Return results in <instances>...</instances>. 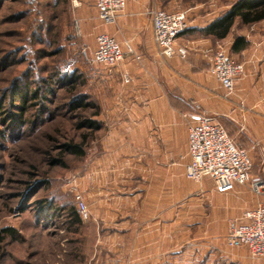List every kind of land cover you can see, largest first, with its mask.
Wrapping results in <instances>:
<instances>
[{
	"label": "crops",
	"instance_id": "0c3cea01",
	"mask_svg": "<svg viewBox=\"0 0 264 264\" xmlns=\"http://www.w3.org/2000/svg\"><path fill=\"white\" fill-rule=\"evenodd\" d=\"M82 6H75L80 18ZM154 9H162L155 0H127L115 24L98 26V34L120 43L125 58L110 72L109 97L101 102L106 128L78 173L94 218L92 246L102 258L95 264L162 263V223L174 226L178 240L200 242L192 246L206 264H264L248 258L244 248L231 256L225 244L229 220L264 204V195L248 185L221 194L209 179L197 184L186 177L189 128L206 114L250 150L252 178L264 182V21L235 27L223 41L202 33L220 15L202 24L190 21L176 41V55L165 58L153 38L148 12ZM236 36H245L249 45L233 54L244 64V75L226 96L209 72L207 53L221 42L230 51Z\"/></svg>",
	"mask_w": 264,
	"mask_h": 264
},
{
	"label": "rangeland",
	"instance_id": "374dc122",
	"mask_svg": "<svg viewBox=\"0 0 264 264\" xmlns=\"http://www.w3.org/2000/svg\"><path fill=\"white\" fill-rule=\"evenodd\" d=\"M155 1L164 10L187 11L189 22L202 24L236 0ZM91 3L83 4L80 18L74 0H0V234L4 228L15 231V236L2 234L0 264H95L102 259L92 246L94 218L88 204L90 219L82 220L78 237L63 216L39 203L77 206L72 185L80 193L78 173L86 156L78 158L65 146L85 143L88 156L106 128L101 102L109 97L110 72L90 63L98 26L104 25L91 15ZM228 46L221 42L214 49L228 51ZM20 94L26 95L25 103ZM92 121L102 124L95 133L85 125ZM174 230L162 223L160 264H206L192 246L200 242L178 240L181 235ZM182 245L187 248L181 258L174 254Z\"/></svg>",
	"mask_w": 264,
	"mask_h": 264
},
{
	"label": "built area",
	"instance_id": "2783aa9c",
	"mask_svg": "<svg viewBox=\"0 0 264 264\" xmlns=\"http://www.w3.org/2000/svg\"><path fill=\"white\" fill-rule=\"evenodd\" d=\"M88 2L94 3L98 19L104 25L115 24L127 4V0H74V6ZM148 15L159 55L173 58L177 39L189 29L187 11L154 9ZM207 54L211 58L210 74L225 89L226 96H230L235 80L244 75V64L230 57L221 47ZM124 58L123 49L115 38L106 33L97 35L91 64L103 66L111 72L122 64ZM188 153L190 162L186 166V177L189 180L201 184L209 179L221 194L248 185L254 194L264 195V182L252 178L254 163L250 150L239 147L227 130L206 114L189 128ZM72 190L76 193V208L81 220H89L90 212L84 197L73 185ZM225 244L229 249L246 248L252 259L264 260V204L245 211L241 218L229 220Z\"/></svg>",
	"mask_w": 264,
	"mask_h": 264
},
{
	"label": "trees",
	"instance_id": "16d2710c",
	"mask_svg": "<svg viewBox=\"0 0 264 264\" xmlns=\"http://www.w3.org/2000/svg\"><path fill=\"white\" fill-rule=\"evenodd\" d=\"M262 21H264V0H236L230 5L224 14L215 18L210 24L202 29V33L204 36L210 37L216 41H223L230 36L233 29L238 25L251 26ZM248 45L249 42L245 36H236L231 45L230 51H228V55L234 58L233 54L240 53L241 51L245 50ZM25 97V94H20V98L23 103L26 102L27 98ZM79 105L85 108L88 107L89 104L79 103ZM23 109H25V107H23ZM72 109H76V107H72ZM97 115H99V112ZM85 125L94 133L102 128V124L99 122L92 121L86 123ZM84 144L85 143L69 144L65 147L72 155L78 158H84L86 156ZM39 203L42 207L48 209L52 215L55 216L57 214L63 216L68 229L73 235H78L79 237V234L83 229V222L78 214L75 204H72L73 206L71 205L68 207L70 204L59 205L54 201H44ZM2 234L6 236H15V231L9 228H4L2 230ZM2 234H0V241H4Z\"/></svg>",
	"mask_w": 264,
	"mask_h": 264
}]
</instances>
